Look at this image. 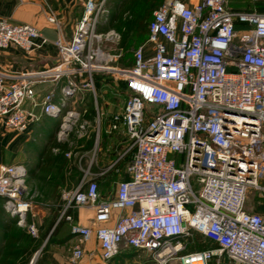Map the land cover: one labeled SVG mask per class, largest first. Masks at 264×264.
I'll return each instance as SVG.
<instances>
[{
  "label": "built area",
  "instance_id": "built-area-1",
  "mask_svg": "<svg viewBox=\"0 0 264 264\" xmlns=\"http://www.w3.org/2000/svg\"><path fill=\"white\" fill-rule=\"evenodd\" d=\"M107 12L106 0H86L71 38L52 42L55 63L0 66V124L24 133L43 116L56 118L55 138L66 149L91 127L98 131L103 113L96 75L123 83V105L108 119L110 129H123L128 139L117 159L128 158L126 178L102 195L89 157L77 185L62 193L56 222L71 221L72 208L91 209L100 225L73 223L70 231L80 243L94 236L105 261L132 247L157 264H223L224 258L264 264V213L245 208L250 189L264 195V12L233 9L229 0H163L152 11L146 39L123 65L119 31L99 30ZM48 20L61 32L55 16ZM47 43L35 26L0 18V48L29 53ZM86 93L96 109L93 119L78 105ZM53 151L61 152L59 146ZM26 175L23 164L0 163V198L37 236L35 222L27 221L34 213ZM195 235L214 245L186 250ZM79 244L72 261L83 256Z\"/></svg>",
  "mask_w": 264,
  "mask_h": 264
},
{
  "label": "crops",
  "instance_id": "crops-1",
  "mask_svg": "<svg viewBox=\"0 0 264 264\" xmlns=\"http://www.w3.org/2000/svg\"><path fill=\"white\" fill-rule=\"evenodd\" d=\"M85 1L0 0V18H5L12 23L33 25L48 39L47 44L29 53L14 45L0 48V66L11 70H21L36 69L46 64L55 63L58 60V53L52 42L60 35L67 40L71 38L74 24L83 13ZM182 1L192 5L198 0ZM229 6L238 10L264 12V0L256 2L253 0H229ZM50 15L56 17L61 32L58 31L54 23L48 20ZM244 27H246L245 24L236 23V28ZM96 90L98 110L103 113L100 126L98 131L91 127L88 136L77 141V143L78 149L83 151L82 164L84 166L87 164L86 157H94L91 171L98 181L100 192L102 195H107L113 193L118 180L126 178L125 167L128 158H121L119 161L117 159L125 150L128 139L123 129L111 130L108 119V115L121 109L126 92L122 82L110 77L109 79L107 77L96 78ZM78 105L79 107H86L89 118H94L96 109L89 93L84 95L83 101ZM58 123L59 120L56 118L43 116L38 122L30 124L24 133H17L0 124V163L23 164L29 179L40 169L44 171L45 168L50 166H57L62 172L65 171L63 169L67 164V160L64 159L62 151H53L56 146H59L60 150L66 149V146L59 144L55 138ZM42 138L44 141L41 146ZM111 164H114V168L104 172L105 168ZM63 192L58 185L56 190L43 193L46 197L58 199L59 207L63 203ZM261 203H264V201L258 202V204ZM52 206H56V204ZM49 207L48 205H33L32 212L34 215L36 214L35 219L38 213H47ZM116 214H119V212H114L115 216ZM69 215L71 221L61 220L62 222L58 223V227L54 232H46V229L43 233L41 232L40 247L34 252L28 264H34L36 259H38V264H147L149 259L153 261L149 253L140 252L139 249L132 247H122L114 258L107 261L103 260L99 243L94 236L90 240L80 243L78 236L70 231L73 223L92 228L100 225L95 221L93 211L89 208L78 207L72 208ZM40 221L38 224L41 223ZM113 222L114 219L107 222L106 225H112ZM16 224L25 228L26 232L30 234L26 226ZM30 236L39 237L38 234L37 236L30 234ZM78 244L83 250V256L76 261H72V250ZM43 247L44 250L40 253ZM223 264H231V262L224 258Z\"/></svg>",
  "mask_w": 264,
  "mask_h": 264
},
{
  "label": "trees",
  "instance_id": "trees-1",
  "mask_svg": "<svg viewBox=\"0 0 264 264\" xmlns=\"http://www.w3.org/2000/svg\"><path fill=\"white\" fill-rule=\"evenodd\" d=\"M161 2L162 0H127L122 4L121 0H112L109 5L108 18H106L107 24L99 30L115 29L121 32L120 44L125 49H128L133 43L138 46L146 39L147 26L152 11ZM98 77L96 75V78ZM62 148L64 147L62 146ZM2 203L3 200L0 198V264H28L34 252L39 249L41 239L30 236L25 228L18 226L16 217L4 218ZM59 207L61 208V206ZM253 211L264 213V203L256 205ZM57 213L59 215V210ZM213 245L209 240H205V243L199 245L196 250ZM43 250L44 247L40 253ZM34 264H38V259L35 260Z\"/></svg>",
  "mask_w": 264,
  "mask_h": 264
},
{
  "label": "rangeland",
  "instance_id": "rangeland-1",
  "mask_svg": "<svg viewBox=\"0 0 264 264\" xmlns=\"http://www.w3.org/2000/svg\"><path fill=\"white\" fill-rule=\"evenodd\" d=\"M127 0H121L122 4L125 3ZM112 0H106V8L107 11L109 10V5L111 4ZM109 12V11H108ZM108 12L106 18H108ZM107 20V19H106ZM106 21L99 26V29L104 27L106 25ZM120 33V40H119V47H121V40H122V34ZM137 47L136 43H133L130 45L128 49H125L122 47V52H123V58L121 60V64H130L132 61V51L133 49ZM99 76L98 78L102 77H107L109 79L112 78L111 74H97ZM57 131V129H56ZM55 131V132H56ZM56 135V133H55ZM39 141V140H38ZM43 138L41 139L40 145L43 142ZM39 145V143H38ZM42 146V145H41ZM67 151H71L69 157H66L64 155V151H62L63 157L65 160H67V164L63 170L61 171L57 166H50L43 169H40L31 179L29 177L25 178V196L29 198L32 201L33 205H41V206H50L49 210L45 214H37V217L35 219V215L33 217L28 216L27 221H34L37 227V234L40 237L41 232L43 233L46 229L47 231L54 232L57 227L58 223L56 222V219L54 221L55 216H58L57 211L59 210L58 204L59 200L53 199V197H46L44 196L43 192H52V190H56L57 186L59 185L62 191L68 190L70 188H73L74 186L77 185L81 172H80V166H84L82 164L83 154L80 149H78V143L77 141L73 140V143L68 147L67 146ZM82 156V157H81ZM81 157V159H80ZM86 160H88V157H86ZM66 176V178H65ZM47 177V178H46ZM261 182H264V172H263V177L261 179ZM49 194V193H48ZM264 201V195L260 194L257 190L255 189H250L247 194H246V202H245V208L246 209H254V207L258 204V202H263ZM56 206H52V205ZM2 209L4 210L3 216L4 218H10L13 217L11 216L2 206ZM56 216V218H57ZM39 220H41L40 224ZM205 238H203L201 235H195L193 241H187L186 243V250L192 251L196 250V248L199 245H202L205 243ZM143 253H147L145 251H141ZM148 254V253H147ZM150 256V255H149ZM136 264V263H135ZM147 264H157L154 260L152 261L149 259ZM167 264H177L176 260H171ZM232 264V263H231Z\"/></svg>",
  "mask_w": 264,
  "mask_h": 264
}]
</instances>
